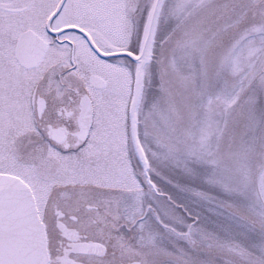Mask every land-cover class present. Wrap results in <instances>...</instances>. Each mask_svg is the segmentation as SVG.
I'll use <instances>...</instances> for the list:
<instances>
[{
  "label": "snow or ice",
  "instance_id": "snow-or-ice-1",
  "mask_svg": "<svg viewBox=\"0 0 264 264\" xmlns=\"http://www.w3.org/2000/svg\"><path fill=\"white\" fill-rule=\"evenodd\" d=\"M0 264H264V0H0Z\"/></svg>",
  "mask_w": 264,
  "mask_h": 264
}]
</instances>
